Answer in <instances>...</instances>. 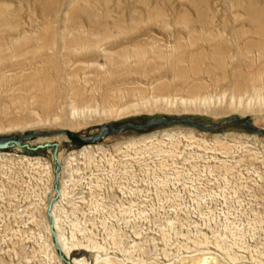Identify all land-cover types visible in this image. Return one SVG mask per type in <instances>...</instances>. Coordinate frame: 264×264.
<instances>
[{
    "label": "rangeland",
    "instance_id": "1",
    "mask_svg": "<svg viewBox=\"0 0 264 264\" xmlns=\"http://www.w3.org/2000/svg\"><path fill=\"white\" fill-rule=\"evenodd\" d=\"M248 7L260 9L264 0H0V138L62 129L91 136L103 123L156 116L212 125L236 115L264 130V73L251 84L234 81L264 67V57L251 53L249 68L233 40ZM197 11L213 19L206 30L232 46L222 70L207 73L208 56L193 71L197 49L207 55L214 42L196 39L194 31H206L200 22L186 26ZM90 21L110 26L113 36L98 51L62 47L65 34L89 37ZM137 50L145 53L141 64L131 55ZM122 51L130 54L124 70L111 63ZM49 62L56 68L43 71ZM49 85L55 92L45 101ZM205 99L224 112L203 107ZM26 143L0 149V264H97L104 253L130 264H203V257L207 264H264V135L251 126L230 120L210 131L128 129L86 152L87 145L56 133ZM57 223L76 244L71 256Z\"/></svg>",
    "mask_w": 264,
    "mask_h": 264
},
{
    "label": "bare ground",
    "instance_id": "2",
    "mask_svg": "<svg viewBox=\"0 0 264 264\" xmlns=\"http://www.w3.org/2000/svg\"><path fill=\"white\" fill-rule=\"evenodd\" d=\"M43 8L47 9V6L45 5V3L43 4ZM157 14H158V12H157ZM163 14L157 15L156 19H160L162 23L167 25V22H166L167 19ZM245 15L246 16L244 19L245 21L243 23V26L238 30H237V28L233 29L232 35H233L234 39L233 38L232 39L236 43L235 45L237 46L238 53L241 55V57L243 56L244 60L247 61L249 68H251L253 66L254 61H253V57H250L249 54H251V53L256 54L257 53V54H259V56L264 57V7L260 8V9L248 7L245 9ZM196 16H197V18L194 21L191 19L190 20L185 19L186 20V26H190V24H193L195 22H198V24H199V22H200L202 24L201 27L206 30L207 27H210L209 25L214 23L213 19H211L212 17L210 16L211 18H209V15H207L203 11H197ZM4 20L7 21L8 17H5ZM90 22L92 23L93 29L88 33L89 37L82 36L81 34H78V35L74 36L73 38H71L74 34H71V33H69L68 35L65 34L63 36L64 42L62 43L63 44L62 47L67 49L68 51H84V50H90V49H96L98 51L101 48L102 43L106 39L113 36V31H112V28L110 26H103V25H97L96 26L95 25V24H97L96 21H90ZM246 23H247V25L251 26L252 28H249V29L245 28L244 24H246ZM193 26H192V28L194 30ZM196 26H197V24H196ZM118 27H119L118 33L119 34L124 33L125 29H122V27H120V26H118ZM199 27H200V25H199ZM201 27L199 29H201ZM192 28H191V30H192ZM225 31L227 32L226 28H224V30L222 32L226 33ZM201 32H202V30H201ZM191 33H193V32H191ZM194 33H195V36L197 37V38L196 37L195 38L198 40L199 39L201 40L203 38V35H205V38H206L205 40L214 41V42L212 43L213 45H212L211 51L209 53H206L207 55L204 54V50L197 49V53H195L196 57L193 55L194 56L193 61H192L193 71L195 73H198L201 70H203L204 69L203 64L205 63V61L203 63V60L208 56H210L212 58V65L206 69L207 73H210L214 69H219V70L224 69L225 64H226L227 55L230 52L232 46H229V43L226 42L225 38L224 39L222 38L223 36L220 37L221 39H218L219 37L217 38L216 36H214V34H212V32H210L208 30L203 31V34H200V35H197V32H195V31H194ZM43 39H44V43L42 46L48 48L50 43L48 45H46L45 43H47L50 40V38H48V39L43 38ZM233 44H234V42H233ZM16 47L17 48L20 47V44L18 43L16 45ZM179 48L181 49V51H180L177 58L180 61H182V58L184 56L183 54L185 53V50L183 49L182 45H180ZM144 54H145L144 50H143V52L140 50L139 51L137 50V51L133 52L131 55L137 59L138 64L139 63L141 64L145 60ZM129 55L130 54H128L126 51L120 52V54L116 55L115 59H111L112 65L116 69L124 70L126 68V66L129 65V64H127V58ZM52 68H56V65L54 63L47 64L46 66L44 65L43 71H48ZM263 73H264V67H260L256 71L251 70V71L246 72V73L245 72H239L236 75V80H234L236 82L235 85L240 86L241 79H244L243 81L247 82L246 84L254 83L262 77ZM178 74H179V76L185 78L188 75V71L182 67H179ZM42 76L43 75H41V76L39 75V78L34 76V78L36 77L37 79L35 78V80L34 79L33 80L36 81L38 84L41 81ZM44 91H45V93L43 94L42 98H44L45 101L51 100L53 97L51 94L54 95V92H55L53 86L49 85L48 89H45ZM233 101H234V99H233ZM233 101H231V102H233ZM186 102H188V101H186V100L182 101V103H186ZM192 102H194V100L190 101V103H192ZM202 103H203V107L205 106V108L210 109L212 112H215V113H223L224 112V110L221 111V108H217V106L212 107L210 104V101H207L206 99L203 100ZM192 104H194V103H192ZM196 104H198V103H196ZM231 105H232V103L228 104V106H231ZM170 136H172V135H170ZM92 147L93 146L87 145V146H85V149L83 151L86 152L87 149L89 150V148H92ZM73 160H74V157L72 156V154H70L64 160L65 171L70 170V166H72ZM62 182H64V181H62ZM64 185L61 188V192H60L62 199H64V197H66V191H67L66 190L67 188ZM56 209H57V204L54 207L53 213L56 217L55 220L58 221V216H56V215H59V214H57ZM58 223H59V221H58ZM58 223L56 226L59 229L58 236H59V241L61 243L60 245H62V247L64 249L63 251H65L68 256H71V250L73 249V247L76 244H73V245L69 244L67 239L64 237L63 233L60 231L61 229L59 228ZM78 243H80V242H78ZM77 245H80V244H77ZM98 247H99V245H95L94 250H96V248H98ZM100 248H101V245H100L99 249ZM104 249H105V247H104ZM108 254L107 253L106 254L104 253V255L97 254V257H95L96 263L97 264H130V263H127L126 261L122 260L121 258H119L117 256H112V255H108ZM203 259H204L203 264H207L208 258L203 257ZM200 261H202V260H200ZM193 262H196V261H193ZM73 264H88V263H87V260H85V259H73Z\"/></svg>",
    "mask_w": 264,
    "mask_h": 264
},
{
    "label": "water",
    "instance_id": "3",
    "mask_svg": "<svg viewBox=\"0 0 264 264\" xmlns=\"http://www.w3.org/2000/svg\"><path fill=\"white\" fill-rule=\"evenodd\" d=\"M230 120H236L241 124L249 125L252 127L254 132L264 135V130L257 128L252 121L242 120L236 115H227L224 119L212 125L204 124L199 119L189 116L178 117V118L167 117V116H156L148 119L146 122L143 123L126 122L119 125L118 127H115L114 125L109 123H103L99 126L98 131L91 136L78 135L68 129H62L60 131L51 132V133H42V132L27 133L22 137H13V136L3 137L0 138V149H6L13 145L25 146L30 148L29 145L26 143L27 141L33 139L34 137L49 136L55 133L59 135H66L71 141L77 144L88 145V144H95L111 134L118 135L128 129H132L135 131H143L158 125H187V126H193L203 131H210L216 129L217 127L225 124ZM48 145L49 144L39 145L31 149L37 150L40 148H44L45 146Z\"/></svg>",
    "mask_w": 264,
    "mask_h": 264
}]
</instances>
